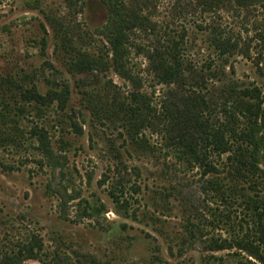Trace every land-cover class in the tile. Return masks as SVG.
<instances>
[{
  "label": "rangeland",
  "instance_id": "rangeland-1",
  "mask_svg": "<svg viewBox=\"0 0 264 264\" xmlns=\"http://www.w3.org/2000/svg\"><path fill=\"white\" fill-rule=\"evenodd\" d=\"M110 1L139 18L119 64L96 31L108 17L102 0H0V256L9 264H261L237 244L257 234L242 194H264V182L231 177L210 134L231 140L249 129L253 118L235 95H258L264 111V0ZM162 61L175 62L185 81L166 82L155 69ZM5 78L42 95L67 91L38 103ZM183 97L203 126L185 128V116L168 124L165 108ZM135 101L143 115L131 128ZM180 128L213 171L186 151ZM212 177L221 192L207 189Z\"/></svg>",
  "mask_w": 264,
  "mask_h": 264
},
{
  "label": "trees",
  "instance_id": "trees-1",
  "mask_svg": "<svg viewBox=\"0 0 264 264\" xmlns=\"http://www.w3.org/2000/svg\"><path fill=\"white\" fill-rule=\"evenodd\" d=\"M236 1L242 3L246 0ZM102 2L107 8L108 17L105 24L102 27L96 29V31L106 37L112 49V59L115 64H119L120 60H122L124 57L123 55L125 54V50L127 49L125 46L127 40V31L132 29L135 23L138 22L139 18L134 13H128L124 6L119 7L110 0H102ZM91 61L94 63L93 65H95V69L100 68L99 65L101 62L99 59L91 58ZM80 65L84 66L82 62H79V66ZM155 69L156 71L158 70L162 73V77L166 79V82L168 83L175 82L180 84L182 81H185L182 71L175 62L170 63L168 61H162L155 66ZM5 79L10 84L14 83L13 85L18 89L21 88L24 92V98L34 100L38 103H45L47 101H52L53 99L61 98L67 91H49L46 95H42L34 87L25 90L22 85L17 84V80H12L11 78ZM227 93L233 95V93H235V89L230 87ZM134 96L137 98L139 95L135 94ZM257 98L258 95L251 97V99H247L244 96L239 95L234 96L235 107L239 109V112L242 111L241 113L245 115V117H249L248 119L253 118L249 122L250 127L248 130H244L242 132L235 131L231 136V140L228 139L226 137L227 134L220 129L212 132L210 136L212 137L214 150H216L220 155H227L231 177L238 179L242 176L251 174L253 177H255L256 186L258 187L260 185L259 179H262L264 182V168H261V164L259 162L260 141L257 139V133L260 130L258 121L264 119V111L262 112V110H260L261 103H257ZM180 100L181 102H184L183 108L180 101L174 102L169 107L165 108L167 111L172 113V116L170 115V117H168V124H174V120L178 119L179 116H185V128H191L194 130L197 125L203 126L204 124H199L202 122L201 118L194 116L196 107L192 106L193 104L189 97H187V99L183 97ZM140 109V101H135L127 119V122L131 128H137L138 124L141 122L139 116L143 114H141ZM260 126L263 127L264 122ZM188 132L189 131L180 128L178 137L182 141L183 147L196 162H199L201 166L208 168L206 172L207 174L210 173L213 171L212 166L204 162L206 156L200 153L201 150L198 149V143L194 139L193 133ZM186 138L188 142L184 141ZM206 183L207 189H212L217 192H221V190H223V184L219 182L218 178L212 177L208 179ZM242 203L245 205V208L251 217L253 227L256 228L257 234L255 240H246L243 242V244L240 243V241L237 245L240 249L246 251L250 257L255 258L259 263L264 264V194L259 196L250 193H243ZM216 249H224V246H217ZM8 262L9 260H6L0 256V264H9Z\"/></svg>",
  "mask_w": 264,
  "mask_h": 264
}]
</instances>
